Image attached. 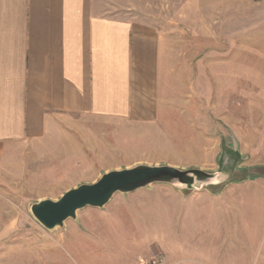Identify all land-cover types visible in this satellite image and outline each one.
I'll list each match as a JSON object with an SVG mask.
<instances>
[{"label":"crops","instance_id":"1","mask_svg":"<svg viewBox=\"0 0 264 264\" xmlns=\"http://www.w3.org/2000/svg\"><path fill=\"white\" fill-rule=\"evenodd\" d=\"M169 3L0 0V174L22 172L31 153L55 142L69 148L88 122L108 132L113 146L109 143L103 156L112 159L116 155L109 150H123L128 125L139 135L167 113L159 72L164 29L171 21L160 14ZM217 141L214 171L222 175L221 186L207 189L208 196L199 201L189 197L182 217L174 209L182 198L173 190L129 192L125 201L76 214L88 233L85 257L74 231L65 248L66 239L60 245L32 239L18 227L20 220L9 218L0 225V264H129V257L118 258L128 251L126 241L135 244L131 248L136 255L130 256L135 264L161 248L166 241L161 230H176L179 223L215 237L212 244L227 260L221 256L217 264H264V201L257 202L252 192L225 194L229 185L248 188L250 180L264 174L248 171L238 149H225L221 137ZM192 150L202 151L192 164L209 170L206 147L188 148Z\"/></svg>","mask_w":264,"mask_h":264},{"label":"rangeland","instance_id":"2","mask_svg":"<svg viewBox=\"0 0 264 264\" xmlns=\"http://www.w3.org/2000/svg\"><path fill=\"white\" fill-rule=\"evenodd\" d=\"M169 2L160 14L171 21L170 27L164 29L166 38L159 72L161 94L165 93L168 100L164 111L167 113L139 135L128 125L127 139L121 145L123 150L120 153L113 148L109 150L112 157L116 155L115 163L110 156H103L109 143L113 144L108 132L93 122L85 124L84 132L72 138V148L61 149L55 142L52 148L31 153L22 172L0 174V225L9 218L20 220L18 227L31 233L32 239L60 245L63 238L65 248L74 231L78 250L85 257L88 233L76 216L108 207L126 198L128 193H115L100 208L79 209L74 218L50 230L32 216L30 205L44 198L57 199L64 191L80 183H90L107 170L137 163L174 161L181 169L213 172L218 165L219 153L215 148L219 137L225 149L234 146L239 150L244 168L264 174V0ZM195 146L206 147L208 160L212 161L207 165L209 170L192 164L200 159L202 152L188 151ZM250 181L248 188L235 189L229 185L225 194L231 190L234 196L252 192L260 199L257 202L263 203L264 176ZM218 186L221 185L199 184L187 189L184 185L157 182L140 189L173 190L182 198V203L175 201L174 208L182 217L189 197L196 196L199 201L200 196H208L207 189ZM180 226L179 223L176 230H161L162 239L166 238L161 248H153L139 258L162 253L165 264H217L221 263V256L227 261L226 255L217 253L218 247L212 244L215 237L207 236V231H200L194 225L186 229ZM134 245L126 241L128 251L118 255L120 261L129 257L131 264L130 256L136 255L131 248ZM94 256L91 253V260ZM229 260H233L232 254Z\"/></svg>","mask_w":264,"mask_h":264},{"label":"water","instance_id":"3","mask_svg":"<svg viewBox=\"0 0 264 264\" xmlns=\"http://www.w3.org/2000/svg\"><path fill=\"white\" fill-rule=\"evenodd\" d=\"M169 183L196 188L199 184H218L222 175L199 168L181 169L170 164L137 163L110 169L90 183H80L64 191L57 199L44 198L30 205L32 216L46 229L62 226L84 207H102L115 193H129L151 183Z\"/></svg>","mask_w":264,"mask_h":264},{"label":"built area","instance_id":"4","mask_svg":"<svg viewBox=\"0 0 264 264\" xmlns=\"http://www.w3.org/2000/svg\"><path fill=\"white\" fill-rule=\"evenodd\" d=\"M165 260V256L162 253H158L147 259H138L137 264H165Z\"/></svg>","mask_w":264,"mask_h":264}]
</instances>
